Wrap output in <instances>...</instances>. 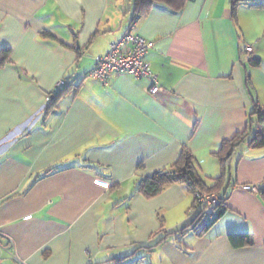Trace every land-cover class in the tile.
Instances as JSON below:
<instances>
[{
  "label": "crops",
  "instance_id": "obj_1",
  "mask_svg": "<svg viewBox=\"0 0 264 264\" xmlns=\"http://www.w3.org/2000/svg\"><path fill=\"white\" fill-rule=\"evenodd\" d=\"M134 15V0H0V54L9 49L0 65L2 263L264 264V146L249 144L254 126L227 154L215 187L227 209L204 231L181 232L199 213L185 184L137 191L183 148L216 185L223 140L264 107L262 59L251 61L264 6L241 2L233 14L231 0H186L177 11L155 1ZM129 28L147 39L165 88L157 94L147 78L89 75ZM60 79L69 86L47 110ZM232 233L253 241L234 245Z\"/></svg>",
  "mask_w": 264,
  "mask_h": 264
},
{
  "label": "trees",
  "instance_id": "obj_2",
  "mask_svg": "<svg viewBox=\"0 0 264 264\" xmlns=\"http://www.w3.org/2000/svg\"><path fill=\"white\" fill-rule=\"evenodd\" d=\"M135 1V18L146 16L152 9L153 3L155 1L165 2L171 9L177 11L180 10L186 3V0H134ZM249 3L256 6H264L263 0H231L233 14H235L237 5L239 3ZM9 49L5 48L0 54V65L4 63L8 55ZM251 61L255 65H258L261 62V59L256 57ZM69 86L66 82L65 85L60 88L58 91L53 93L47 110L53 109L56 106L59 96L64 92V90ZM254 126V134L251 137L249 144L253 147H262L264 146V107L256 106L255 109L251 112L249 117V124L247 129L243 132L237 133L234 137L230 139H225L222 142V146L218 155H220L221 165L223 168V174L218 176L215 181L216 185L209 187L205 181L200 176L199 170L197 168L196 160L194 155L183 148L176 158V160L171 164L170 167L163 168L155 171L153 174L142 178L137 184V191L145 194L146 196H154L164 189V187L173 182H179L186 185L187 189L194 194V201L197 192H217L215 187L224 180L225 170L227 167V154L228 152L237 144L245 140L248 136L249 131ZM264 191V189H263ZM220 200L212 206L213 211L211 212L212 216L208 220L205 218V210L200 211L193 223L186 228H183V231L187 229L197 230L201 227V230L204 231L217 217L223 214L226 209V194L219 193ZM194 204V203H193ZM232 242L234 245H243L251 243L253 241V236L251 233H232L230 234ZM152 245H149L150 248ZM130 264V263H128Z\"/></svg>",
  "mask_w": 264,
  "mask_h": 264
},
{
  "label": "built area",
  "instance_id": "obj_3",
  "mask_svg": "<svg viewBox=\"0 0 264 264\" xmlns=\"http://www.w3.org/2000/svg\"><path fill=\"white\" fill-rule=\"evenodd\" d=\"M136 19V18H135ZM149 49L147 39L132 32L129 28L117 40L110 44L108 52L100 56L95 66L89 71V75L108 83L113 73H123L135 76L137 78H147L150 80L148 91L151 94H157L165 88L159 81L158 74L154 71L151 63L146 60V53ZM247 51L252 52L250 45L246 46ZM66 83L65 79H60L56 85L55 91H58ZM247 188L255 189V186L247 185ZM220 200V194L217 192H197L194 208L199 212L212 207ZM0 264H4L0 261ZM17 264H26L20 260Z\"/></svg>",
  "mask_w": 264,
  "mask_h": 264
},
{
  "label": "rangeland",
  "instance_id": "obj_4",
  "mask_svg": "<svg viewBox=\"0 0 264 264\" xmlns=\"http://www.w3.org/2000/svg\"><path fill=\"white\" fill-rule=\"evenodd\" d=\"M251 34H255V30L251 31ZM260 49L257 55V57H260L262 59V67H264V35L263 37L260 39ZM264 106V105H263ZM210 207H208L207 209L209 210Z\"/></svg>",
  "mask_w": 264,
  "mask_h": 264
}]
</instances>
